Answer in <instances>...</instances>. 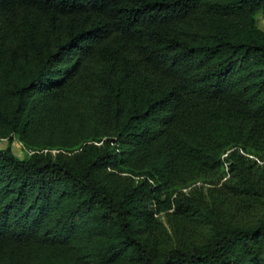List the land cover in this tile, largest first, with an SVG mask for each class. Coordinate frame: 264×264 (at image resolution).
<instances>
[{"label":"trees","instance_id":"obj_1","mask_svg":"<svg viewBox=\"0 0 264 264\" xmlns=\"http://www.w3.org/2000/svg\"><path fill=\"white\" fill-rule=\"evenodd\" d=\"M260 12L0 0V264H264Z\"/></svg>","mask_w":264,"mask_h":264},{"label":"rangeland","instance_id":"obj_2","mask_svg":"<svg viewBox=\"0 0 264 264\" xmlns=\"http://www.w3.org/2000/svg\"><path fill=\"white\" fill-rule=\"evenodd\" d=\"M258 25L264 29V13L260 12L257 15ZM7 144V140H0V148H4ZM11 149L18 157H23L25 155V149L17 139H13L11 143Z\"/></svg>","mask_w":264,"mask_h":264}]
</instances>
